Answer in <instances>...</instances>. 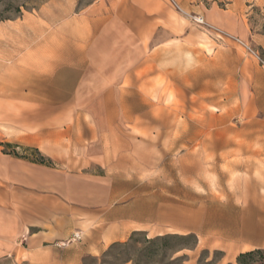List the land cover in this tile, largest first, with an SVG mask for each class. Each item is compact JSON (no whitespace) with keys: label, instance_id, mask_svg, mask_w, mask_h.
Instances as JSON below:
<instances>
[{"label":"rangeland","instance_id":"rangeland-1","mask_svg":"<svg viewBox=\"0 0 264 264\" xmlns=\"http://www.w3.org/2000/svg\"><path fill=\"white\" fill-rule=\"evenodd\" d=\"M50 1L0 0V19ZM96 1L75 0L74 14ZM175 1L183 11L163 0L153 13L144 57L118 68L120 35L102 39L87 67L58 75L57 95L72 86L71 99L36 101L69 109L56 118L70 150L77 145L72 155H104L89 172L111 177L119 203L152 224L85 264H238L240 254L264 250V50L255 42L264 0ZM10 151L39 158L29 148ZM17 244L0 242V264H33Z\"/></svg>","mask_w":264,"mask_h":264},{"label":"crops","instance_id":"crops-1","mask_svg":"<svg viewBox=\"0 0 264 264\" xmlns=\"http://www.w3.org/2000/svg\"><path fill=\"white\" fill-rule=\"evenodd\" d=\"M163 4L98 0L74 14L75 0H51L38 11L0 23V242L25 245V259L33 264H85L86 257L99 258L132 234L151 231V222L129 214L131 204L119 203L120 192L107 182L111 177L89 172L91 164L105 162L104 155L86 160L72 155L77 145L70 150L56 118L69 109L58 113L36 107V101L71 99L72 86L57 95L58 75L87 67L89 51L97 50L102 39L112 42L110 36L120 35L118 50L125 61L116 63L118 68L137 54L144 57L157 29L153 13L163 11ZM255 42L264 50L263 34H256ZM74 52L80 53L75 61ZM261 70L258 66L256 74ZM22 147L37 149L54 165L10 151Z\"/></svg>","mask_w":264,"mask_h":264},{"label":"trees","instance_id":"trees-1","mask_svg":"<svg viewBox=\"0 0 264 264\" xmlns=\"http://www.w3.org/2000/svg\"><path fill=\"white\" fill-rule=\"evenodd\" d=\"M16 12L18 14L17 18L21 17L20 7H17ZM7 20H14V19H10V18L0 19V23L7 21ZM32 151H34V153L37 154L39 157L37 161H34V163L40 164V165H46V166L52 165V162L44 158L43 156H41L37 149H32ZM180 238L182 239L194 238V235L191 234L187 236H181ZM255 262H260L259 264H264V250L258 249V250L242 253L237 258L238 264H253Z\"/></svg>","mask_w":264,"mask_h":264},{"label":"built area","instance_id":"built-area-1","mask_svg":"<svg viewBox=\"0 0 264 264\" xmlns=\"http://www.w3.org/2000/svg\"><path fill=\"white\" fill-rule=\"evenodd\" d=\"M169 2H170L172 5H174L175 7H177L178 9H180L179 6L177 5V3H176L175 0H169ZM180 10H181V9H180ZM194 20H195V22H196L197 24H199V25H201V26L207 25V23H206V21H205V19H204L203 17L198 16V17H195ZM73 239H74V240H79V239H80L79 234H75V235L73 236ZM62 245H63V244H61V246H62Z\"/></svg>","mask_w":264,"mask_h":264}]
</instances>
